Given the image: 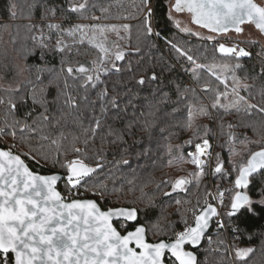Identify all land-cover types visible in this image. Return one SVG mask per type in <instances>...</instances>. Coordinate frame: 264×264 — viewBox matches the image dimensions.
Segmentation results:
<instances>
[{
	"label": "trees",
	"instance_id": "trees-1",
	"mask_svg": "<svg viewBox=\"0 0 264 264\" xmlns=\"http://www.w3.org/2000/svg\"><path fill=\"white\" fill-rule=\"evenodd\" d=\"M9 2L16 6L14 19L6 11ZM139 2L0 0V42L11 29L14 51L27 65V80L20 89L0 94V147L27 157V164L32 161L30 168L44 175H67L74 161L96 169L87 183L79 184L85 192L80 199L96 200L105 191L111 203L103 209L136 208L137 224L146 227L152 243L173 241L190 220V212L199 214L205 207L212 186L220 188L225 192L222 213L230 247L223 231L211 230L197 252L199 260L203 264H264V218L241 226L244 234H240L230 231L233 224L228 217L239 191L235 186L239 167L247 166L249 158L264 149V116L245 112L242 103L239 110L232 106L233 88L248 104L264 101L262 47L243 41L240 44L251 53L249 57L221 53L216 43L175 26L169 0H161L158 10L154 28L158 38L148 39L131 19ZM82 3L86 9L72 11ZM78 26L82 31H76ZM41 43L47 47L44 59L37 61L30 53L41 51ZM118 49L125 52L122 60L115 58ZM80 65L91 67L92 76L99 79L90 82L86 74L67 72ZM153 74L158 81L150 79ZM140 79L145 80L143 85ZM66 96L72 97L71 104L65 103ZM112 100L121 108V119L115 121ZM217 100L224 107H212ZM33 108V118L24 120L25 110ZM129 120L132 127L125 131ZM41 134L48 139L40 140ZM205 139L214 147L211 168L197 166L191 155ZM217 165L222 173L215 172ZM182 179L185 186L174 188ZM70 185L64 181L58 186L62 195ZM104 201L105 197H99L100 204ZM116 226L123 233L131 225L119 222ZM243 248L254 251L237 257Z\"/></svg>",
	"mask_w": 264,
	"mask_h": 264
},
{
	"label": "snow or ice",
	"instance_id": "snow-or-ice-1",
	"mask_svg": "<svg viewBox=\"0 0 264 264\" xmlns=\"http://www.w3.org/2000/svg\"><path fill=\"white\" fill-rule=\"evenodd\" d=\"M161 0H140V2L134 7L136 12L133 13L131 19L136 20L139 30L142 31L148 39L158 38V33L154 31L157 27L156 20L158 18V10L160 8ZM15 4L9 2L6 8L9 18L14 19L16 17ZM174 9L177 12H182L185 9L192 13L197 24L202 27L209 29L210 31L216 32H227L230 28H234L237 33L242 32L243 29L241 25L245 21L254 22L256 27L261 31H264V3H256L254 0H175ZM86 4H79L77 7L73 8V12H79L82 9H86ZM69 18L66 17V20ZM35 25H29V27H34ZM49 28L53 27L48 25ZM57 28L60 26L57 25ZM115 29V25L111 26ZM124 28H128V25H123ZM76 31H82L80 26L77 27ZM73 34V33H70ZM208 39H212L209 37ZM83 42V37L81 38V43ZM172 44L171 47L176 49V51L186 56L187 60L193 61L191 55H187L186 52H182L177 46ZM47 47L41 43V51L30 53L34 55L37 61H42L44 59L45 53L43 48ZM102 52H106L104 48L101 47ZM219 51L221 53L231 54L233 56L249 57L251 53L245 51L243 48L237 49L236 47H226L224 44L219 45ZM261 55L264 56V48L261 49ZM116 60H122L123 55L117 54ZM170 67V66H169ZM236 67H239L237 65ZM113 70H115V65H113ZM74 71L79 73H86L88 70L84 67H79L78 69H73L72 67L67 68V72L72 74ZM262 76H264V67L261 69ZM87 79L91 82L94 79L98 80L99 77H93L91 75L87 76ZM153 81H158L159 77L153 74L150 78ZM140 85L145 83L144 79L138 81ZM101 87H103V82H101ZM233 95L236 96V100L233 102V107H237L239 110V105L242 103L245 112H255L264 116V101L259 104H248L244 97L239 96L237 90L233 88ZM59 95V94H58ZM57 95V99H58ZM101 95H106V93H101ZM262 95H264V90H262ZM56 99L51 101L55 104ZM72 97L66 96L65 103L71 104ZM86 102L90 103V100L86 98ZM131 102V101H129ZM25 101L21 98V104L23 105ZM47 103L45 102V111H47ZM15 105H13L14 107ZM75 106V105H73ZM224 107L220 105L217 100L212 107ZM112 108L115 109V114L112 116V120L121 119V108L120 104L115 100H112ZM123 111H127L124 109ZM204 114L207 112L201 109ZM34 114L33 109H26L24 112V120L32 119ZM191 115V113H189ZM42 120L47 121L46 116L41 117ZM135 115H133V120ZM50 123V121H47ZM96 129L100 128V121H94ZM27 127V126H26ZM35 130V125L32 126ZM111 127V126H110ZM132 120L128 121V127L125 129H131ZM7 135V132L4 133ZM130 134H134L130 133ZM23 135V133H21ZM40 140H47L48 136L41 134ZM119 139V137H118ZM115 144V141L113 142ZM209 147V141L205 139L203 141V146H197L199 155H203L205 149ZM75 152L79 153V149H74ZM21 159L20 155H13L12 151L0 150V205L3 209L11 208L12 213L19 212L20 203L19 200L23 196L28 195V193H21L20 189L27 186H34L36 189L41 190V194L49 193V190L56 191L54 187L56 185L57 176H47V175H34L32 171H29V167L32 165V161H28L25 164V160ZM46 162V157H45ZM125 164L129 162L124 160ZM193 163L197 165H202L198 156L193 157ZM71 175L68 176V181L72 183L73 189L76 185H79L83 180L87 183L90 178L89 173L96 172V169L89 168L87 165L83 164L82 161L70 162L68 165ZM239 175L235 179V186L238 189H248V193L237 191L232 198L230 211L228 212V217L231 218L229 221L234 226V233L244 234L241 231V226H247L249 221L264 218V150L256 152L251 156V159L247 162V166L239 167ZM216 173H222V167L217 165L215 168ZM73 173H78V175H73ZM55 182L53 183V179ZM186 181L178 180L176 181L175 187H180L185 184ZM5 185H7L8 191L5 190ZM58 192V191H56ZM167 195V194H166ZM99 197H105L104 204L99 203ZM58 206L60 202L54 201ZM76 204L82 205L83 207H77L69 213H62L60 216L56 217L55 220H49L48 231L53 232L54 238L57 229L51 225L55 224H67L72 221L73 217H79V220L75 222L76 227H83L85 229L83 248L84 255L89 257L88 260L83 261V264H203L202 261L198 260L197 252L201 241L205 239V230L209 228L210 219L214 216H218V213L214 207L211 205L207 206L206 211L201 215L195 217V226L187 227L186 231L181 232L174 239V242L165 243L163 241L157 243H147L145 241L146 228L141 226H136L139 223V218L137 216V210L132 207H112L107 211H102L105 205L110 204L111 200L108 199V194L105 191H101L96 200L91 199H79L75 201ZM47 205V200L43 201L42 206ZM25 208L27 214L24 215L23 221L21 220H9L7 221V227H16L21 225L26 227L29 223L36 222L39 219L44 218L45 214L32 205L25 203ZM113 217L123 218L127 221H134L135 223L130 226V228L117 231L113 224H119V219L113 220ZM220 227H228V224L220 225ZM246 230V229H245ZM17 235H20V229L17 228ZM11 233L7 228L0 224V239L5 242L11 237ZM264 235V233H262ZM17 248L13 250L4 247H0V264H24L23 259L20 261L16 260V253L21 251L20 242L16 241ZM191 245L194 246L191 251H186L184 246ZM254 249L246 248L239 250L236 255L238 257H245L247 254L253 252ZM168 254L171 255L173 259L168 260ZM31 254L29 253V256Z\"/></svg>",
	"mask_w": 264,
	"mask_h": 264
},
{
	"label": "water",
	"instance_id": "water-1",
	"mask_svg": "<svg viewBox=\"0 0 264 264\" xmlns=\"http://www.w3.org/2000/svg\"><path fill=\"white\" fill-rule=\"evenodd\" d=\"M0 150L9 151L1 147ZM13 155H17V154L13 153ZM21 159L23 158L21 157ZM250 159L251 157L249 158V160ZM25 164L27 165L26 162ZM29 171H32L34 175H44L38 172H34L30 167H29ZM92 174L93 173H89V176H91ZM69 175H71L70 171L67 175H63L59 173L47 175V176L58 177L56 185L54 186L56 188V191L58 192L50 189L49 193H45L42 195L41 190L36 189L34 186H27V185L22 189H20L21 193H28V195L23 196V198L19 200L20 208H19V212L17 213H12L11 208L3 209V206L0 205V224H3L7 228V230L12 234L11 237L6 242L0 239V247H4L6 250L8 248H12L13 250H15L17 248V244L15 242L19 241L20 242L19 246L21 251H18L16 253L17 261L23 259L24 264H83V261L89 259V257L84 255V248L82 246L83 240L85 238L84 237L85 229L83 227H76L75 225V222L79 220V217L74 216L72 221H70L67 224L51 225L52 227H55L57 229V231L55 232V237H59V239L54 238L53 232L48 231V227H50V225L48 224L49 220H55V218L60 216L62 213L70 214L74 208L83 207L82 205H78L75 203V201L79 199L65 200L60 190L58 189V186L61 183H63L64 181H68ZM73 175H78V173H73ZM51 179H53V183H54L55 178H51ZM185 184H183L180 187H176V189L181 190L185 186ZM4 187L6 191L9 190L7 188V185H5ZM244 190L245 189H239V191L241 192H244ZM44 200H47L46 206H42ZM57 200L60 202V206L54 203V201ZM91 200H95V199H91ZM25 203H27L28 205H32L36 208H39L40 211H42L45 214L44 218L39 219L36 222L29 223L26 227L17 225L16 227L8 228L7 221L9 220L23 221L24 215L27 214ZM211 206L216 209L217 213L219 212L216 205L212 204ZM206 209L207 206L204 207L198 215H201L204 211H206ZM101 210L107 211L109 209L105 210L101 208ZM137 216L139 218L138 210H137ZM215 218L216 216L210 219L209 228L205 230V239L209 234V232L211 231L213 220ZM117 219H119V222H125L129 225H133L135 223L134 221H127L124 220L123 218L113 217V220H117ZM141 225L142 224H137V226H141ZM194 226H195V222L191 227ZM113 227L117 228L116 224H113ZM17 228L20 229V235H17V231H16ZM117 231L120 230L117 228ZM205 239L201 241L199 249L202 248ZM145 241L147 243H152L148 240L147 229L145 234ZM162 241L165 243L170 242L165 240ZM171 242H174V240ZM193 247L194 246L191 245L184 246L186 251H191ZM29 253L31 254L30 256ZM168 257L172 258L170 254H168L167 258ZM197 257L199 260L198 254ZM92 264H95V262L93 261Z\"/></svg>",
	"mask_w": 264,
	"mask_h": 264
},
{
	"label": "rangeland",
	"instance_id": "rangeland-1",
	"mask_svg": "<svg viewBox=\"0 0 264 264\" xmlns=\"http://www.w3.org/2000/svg\"><path fill=\"white\" fill-rule=\"evenodd\" d=\"M174 0H170V8L173 5ZM169 16L172 20V22L175 24V26L183 33H191L197 36L200 39L204 40H210L209 37L212 38L210 34L205 32L204 30H200L193 26L190 22V17L187 15H178L174 11L170 10ZM12 30L9 29L5 32L4 36L1 39L0 42V94L2 91H16L20 89V87L26 82L27 80V65L25 61L14 51L13 48V39L12 37ZM252 42L256 41L259 42L262 48H264V39L262 36L255 31L251 27L246 28V33L242 36H238L236 41H229L225 45L226 47H236L237 49L243 48L240 45V42ZM233 42V44H228ZM219 45L218 49H219ZM242 45V44H241ZM122 54L124 56V51L122 49H118L116 51V54ZM226 54V53H223ZM238 56V55H236ZM84 67L88 71L86 73H79L78 71H74L76 74H86L92 76V68L87 65H80L79 67ZM78 67V68H79ZM76 68V69H78ZM15 140V138H14ZM198 146H203V142L200 143ZM193 157H197L203 161L202 165H197L199 167H202L204 165H208L210 168L212 167V160L214 155V147L213 144L209 141V147L205 149V152L203 155H199L198 148L196 147V150L191 153ZM83 196H85V192L83 189L80 188V185H76L75 189H73L72 183L68 189H66L65 195H63L64 199L67 200H74V199H80ZM102 201V199H101ZM198 214L195 212H190L189 215V221L185 224L183 231L187 230L188 224H194L195 217ZM182 231V232H183ZM246 249V248H243ZM241 250V249H240ZM239 251V250H238ZM237 251V252H238ZM236 252V253H237ZM238 257V256H237Z\"/></svg>",
	"mask_w": 264,
	"mask_h": 264
},
{
	"label": "flooded vegetation",
	"instance_id": "flooded-vegetation-1",
	"mask_svg": "<svg viewBox=\"0 0 264 264\" xmlns=\"http://www.w3.org/2000/svg\"><path fill=\"white\" fill-rule=\"evenodd\" d=\"M254 2H256V3H264V0H254ZM169 4H170V0H169ZM169 4H168L169 12H170V10H172L175 13H177L178 15H187V16H189L190 17V22H191V24L193 26H195L196 28H198L200 30H204L205 32L210 34L212 36V39L209 40L211 43L225 44L226 45L227 42H229V41H236L238 36H242V35H244L246 33V28L247 27L253 28L264 39V31H261L259 28H257L254 22L245 21L244 24L241 25V28L243 29V31L239 32V33H237L234 28H230L227 32H216V33H214L212 31H210L209 29L202 27L200 24H197L195 22L193 14L188 12L186 9L184 11H182V12L175 11V9L173 7L174 4H175V0H174L173 5L171 6V8H170ZM252 42H256V41H252ZM256 43H259V42H256ZM238 45H240L242 47L241 44H238Z\"/></svg>",
	"mask_w": 264,
	"mask_h": 264
},
{
	"label": "built area",
	"instance_id": "built-area-1",
	"mask_svg": "<svg viewBox=\"0 0 264 264\" xmlns=\"http://www.w3.org/2000/svg\"><path fill=\"white\" fill-rule=\"evenodd\" d=\"M0 118L2 119L1 116H0ZM4 143L6 146L10 145L8 141H5ZM224 198H225V192L220 188L212 186L211 191L208 193V195L204 201V205H205V207L208 205H212V204L217 206L219 212H218V216H216V218L213 220L211 230H214L215 232L223 231L227 236L228 244L230 247V241L228 238L229 229H228V227H220V225L226 224L223 213H222V206H223ZM67 200H69V198H67ZM188 226L191 227L192 224H188ZM230 231H232V233H234V226L230 229ZM168 258L171 259L170 257H168Z\"/></svg>",
	"mask_w": 264,
	"mask_h": 264
},
{
	"label": "bare ground",
	"instance_id": "bare-ground-1",
	"mask_svg": "<svg viewBox=\"0 0 264 264\" xmlns=\"http://www.w3.org/2000/svg\"><path fill=\"white\" fill-rule=\"evenodd\" d=\"M205 152V151H204Z\"/></svg>",
	"mask_w": 264,
	"mask_h": 264
}]
</instances>
